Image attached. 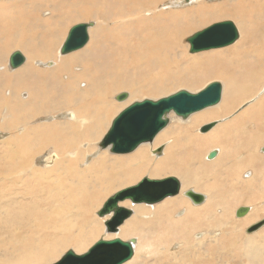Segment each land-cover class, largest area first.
<instances>
[{
    "label": "rangeland",
    "instance_id": "rangeland-1",
    "mask_svg": "<svg viewBox=\"0 0 264 264\" xmlns=\"http://www.w3.org/2000/svg\"><path fill=\"white\" fill-rule=\"evenodd\" d=\"M150 1L151 7L153 8L152 10H146V8H149L146 6H150L149 3L145 5L146 8L137 13L138 10L134 12L128 10L129 8H132V6L129 5L131 4L130 0H0V4H5V6L2 7L0 5V141L6 142L10 137L16 134H18V137H21L25 134L22 133L23 131H27L26 135H28L29 132H32L28 135L32 139L38 136L34 139V141L36 140L38 142V146H34L32 149L29 148L30 151L28 153V156L33 155V158L28 162L21 159L17 160L18 162H20V164L14 163L13 160L11 161L10 159L11 154H7V147H3L1 145L0 161H2V164L4 162L10 163L11 161L16 165V168L18 169L17 173H19V170L21 168L22 170H25L28 167H31V165L33 164L37 167H47L51 162V159L57 152L62 154V152H67L69 150L70 154L74 153L75 155H77L79 151L81 152V150L86 149L84 148V144L80 145L79 141L86 142L88 140L79 139L78 135H76L77 133H75L74 131L75 128L70 124V122L67 123L68 121H72L73 119L71 114L78 113V115H80L85 110L89 114V116L94 119L93 123H95V121H97L99 118L101 120V123L102 121L104 122L105 125H103L101 130V124L98 125L99 129H96V132L101 131L99 133L97 132L98 137H100L93 138L98 143V141L105 135L104 133H106V131L110 127L112 119L114 118V116H116L115 114L119 111L118 110L117 112H114L110 117L112 109L116 111L118 108H123L128 100L132 99L133 101H135L143 98H161L180 89H187L193 92L201 89L210 81L220 80L223 82V84H225L223 97L220 103L223 102L225 104H233V108H230V111L227 114L218 117L210 116L208 117V119H206L207 121L204 120L203 122H201L198 125L197 130L194 131V135L196 138H193V140L190 139V136L187 133L180 136V134H182V132H185L186 130H181V128H172L176 125L174 122H172L169 123L156 136V139L164 131H168V129H173L174 133H172L165 140L160 141V144L158 146H154V143L152 146L148 144L150 148L152 147L151 149H154L150 151L149 155L155 158L156 156H163L167 149L174 145L172 143V140L178 141L177 145L179 146H176L172 152L173 158L163 166L164 168L174 167V173L168 172L162 175L158 174L159 171L156 174H151V172L146 171L142 175H139L137 179H116L113 182L111 180H114V175L117 169L120 170L121 168H124L123 165H125L116 164L115 166H113L117 168L116 171L115 169H113L114 174H111L112 168L107 170L111 180L109 179V177H105L106 182L103 185L105 187L109 186V184L111 183L112 185L107 189L104 188L103 192H105L106 195L103 198L102 202H106L110 196H112L122 188L138 183L144 176H150L151 178H164L170 175L176 176L181 182L182 189L180 194L176 195L175 197H166L165 199L154 204H135L132 203V201L127 200L125 201V205H123L122 202V206H126L134 210V214H132L129 219L136 218L144 222L140 224L139 230L136 232L132 231L127 234H123L122 232L120 233L119 230L116 234H113V236H119L124 240H129L131 237H136L138 239V242L136 243L138 247L137 250H140L143 245H147L149 243H153L156 245V247L164 249V247H162L163 245L161 244V239L158 232L161 229H166V225L163 224V218H161V216H163L161 213H167L169 214L170 220H172V223H170V227L172 230V237H174V239H170L168 242L171 243L170 252L175 253L174 251L178 250L179 252H176L179 255V261L177 260L176 262V260L169 259L166 254L161 255V253L154 251L150 252L149 254V262L145 261L144 263L140 264H155V261L160 255V258L163 257L164 259L159 258L157 260L158 262L156 261V264H255L254 261L248 260L245 253L242 251V248L244 247V243L247 239L245 235L250 232L249 230L253 228L255 224L264 220V177L260 176V173L261 175H264V98L262 99L263 102H260L259 105L250 112L251 118L246 116L239 122L227 127L230 132L229 135L221 136V131L218 133L219 135H210L211 133H214L213 131L217 128V126L221 125L224 118L230 120L234 117L236 118L237 115V117H239L243 113V109L240 112L239 109L249 101L255 99L262 92L261 89L264 86V57H262L261 54L256 51V49L259 46L260 48H262V50H264V6L260 7V5L255 6L249 4V12L248 16H246L247 22H241L242 20L239 19V17L235 16L214 18L210 19L209 21H198L195 17H193L194 15L186 16L185 14H183L182 9L189 5V3H184V0ZM202 1L206 2V5L208 6L213 5L208 3H215V1L213 2L211 0ZM217 1L220 0H216V2ZM225 1L229 2V5L231 6L232 0ZM11 3H13V5ZM193 3L196 4V0ZM8 5H11V7ZM228 7L229 6L227 5L226 9ZM6 9H9V11H6ZM130 13L135 14V17L138 16V19L140 21L139 24L135 25V23H133L135 26L133 24L119 26L121 24H127L135 20L133 18L134 16H128ZM21 15H23L22 17H24L26 20L28 17V20H30V22L28 21L25 24L20 22ZM33 15L36 18L31 19ZM120 16H122L123 20L119 19L115 21ZM227 19L233 20L237 24L240 31V38L234 44L227 47L203 51L199 53L189 52L190 45L187 42V38L190 35L214 22ZM91 21H93L95 25L90 29V33L92 35L90 34V41L88 42V44L78 51H73L67 55H61L60 49L63 42L65 41L69 29L79 22ZM176 34L178 36H176ZM246 37L247 41H245ZM160 42H163V44L159 45ZM242 42H244L247 46L245 49H241L242 47L240 45ZM90 43H92V45L96 44L94 46V50L88 53L85 57H82L78 61V63L77 61L75 62L78 64L76 65V67H82L83 61L85 62V67L86 64L89 63V65H87L88 67H86L87 69H73L74 77H72V75L70 77V75L64 73L61 74V71L59 73L61 74L60 76H58L59 74L56 75L53 72H48L51 66H48L47 62L56 61L58 62L57 64H60V61L62 62L65 58L73 59L71 56L72 54L82 51L83 49L88 47ZM154 47L156 48L151 51V48ZM31 48H34L33 51H35L36 53L38 52V56L40 55L39 57L36 56L37 59L34 60L36 69L34 68L35 70L32 69L28 72H23L22 75V72L20 71L23 69V65L17 69H12L9 65V57L13 51L21 50L27 58L28 55L26 51ZM51 51H54L55 57L52 59H46L45 55L47 53H50ZM135 52L139 53L140 56H135ZM54 53L51 56H54ZM96 61H98L99 63L97 64V66L100 67H98L97 69H95L94 67L91 68L92 64ZM116 66H118V69L116 68ZM119 67L121 69H119ZM68 71L69 70L66 67L65 71L63 70V72L66 73H69ZM84 71H86V73H84ZM78 73L80 74V77H76ZM83 75L87 76L84 78H87L89 80L86 79V81L83 78ZM57 77L59 78V80ZM125 92L129 93L128 98L130 97L128 100L126 98V102H119L118 100H116L117 94H122ZM20 102L24 103V105H22V103L20 104ZM50 104L52 105V107ZM105 104H107V107L105 106ZM119 105H121V107H118ZM251 105L247 106V108ZM12 106H14L16 110ZM17 106H20L21 109H19ZM26 107L28 108V110H26ZM106 109L108 111H106ZM211 109L213 108H206L204 110L198 111V113L195 112L197 114H193L198 115L203 112H208ZM102 112L103 114H100ZM245 113L246 112H244V114ZM102 115L106 119V122ZM12 116L15 117L12 118ZM18 116H20L21 118H18ZM26 117H28L29 119ZM252 118H256L257 120L255 119L252 121ZM51 120L57 123V127L56 123L54 122L55 124H53ZM107 121L109 125L107 124L106 126ZM12 122L14 123L13 125ZM188 122L182 124L180 122L179 124L188 125ZM212 122H217V124L208 131L203 132V126ZM47 123H50L54 127L48 125ZM46 124L48 127H50L46 128ZM68 126L70 128H68ZM72 128L73 130H71ZM70 130L71 133L69 132ZM49 131L52 134L56 131L57 133H55L53 137L49 133ZM69 135L74 138L77 137L75 138L76 140H74V138H72L71 136L69 137ZM58 137H61V139L64 140L63 144L62 140ZM39 138H42V141H40ZM205 138L208 142L205 140ZM56 139L58 141H56L57 144L55 143ZM75 141L78 143L76 144ZM44 142H46V144ZM68 143H71V145ZM73 143L75 144L72 145ZM222 143L224 144V148L222 147L223 150L219 151V146L222 145ZM215 146H217L218 148H216ZM58 147L60 150L58 149ZM71 147H74L75 151ZM54 148L57 149L55 150ZM97 148L98 146H96V143H94V146H91V149L87 152L95 153V149L97 150ZM159 148L164 149L163 152H158ZM214 148H216L219 153L215 158L209 159V153L214 150ZM22 151L27 154L26 149L22 148ZM22 151L20 150V152ZM135 152L133 151V153ZM133 153L130 152V154L125 153V155H113L110 154L107 150H104L99 154L110 158L113 156H130ZM152 153L155 155H153ZM70 154L69 159H74L75 156L72 157ZM83 154L84 157L81 158L79 165L85 167L83 165L88 164L86 160L89 153H87L86 155L85 153ZM98 155L95 156L96 158L94 159H97L100 156ZM246 156L247 158L249 157L248 160ZM65 163H63V165ZM114 164L115 163H113V165ZM232 168L234 170L238 169L241 175H243V179L248 178V181L250 182H242L239 179L237 180L236 178H240V175H238L239 173L237 174L238 171L231 175ZM52 169H54V174L62 173L63 176H65L64 172H67L68 177L64 181H67L69 185H72L70 181V179L72 178L71 172L68 168H66V164L64 166L53 165ZM26 171L29 172L28 170ZM177 171L179 173H175ZM229 171L230 173H228ZM101 172L97 175H94L96 181H89L88 190L90 192L95 188L97 190V186L100 185L99 180L102 174ZM4 173L8 174L7 171H4ZM24 175V177L32 176V174L29 173H26ZM57 181L58 179L51 176V182L57 183ZM189 189L206 195V199L204 200V202L196 204L189 196H187L186 194L183 195V192ZM216 189L218 190V192L216 191ZM83 190L84 188L82 189V191ZM80 193L81 196L85 195L84 192ZM74 194L76 196L75 191ZM216 194L218 197H215ZM182 195L189 201V203L193 205H200L201 215L192 212L189 219L191 225H195L196 228L200 230V232L210 231V233H207L208 240H206V237L200 238V240L204 242L205 245L199 243V241L197 240L194 241L197 244V246L195 245V248L200 247V251H188V247L192 246L193 244L191 240L180 238L178 239L179 241L173 242L176 244L172 243V241L176 239L175 236H177V233H182L180 228L183 229V234H186L184 235L185 237L191 238L192 234L191 229H188L187 225H185L184 228L180 225H175L174 222L176 221V218H179L180 214L177 210H166L158 212L157 214L154 211V207H157L164 201L180 197ZM208 195L209 197H211L209 199V206L206 208V211L204 213L203 209L201 208L207 203ZM5 200L8 201V199L6 198ZM80 201L74 200L75 204L78 203L75 206L78 209L81 208V206L85 205L84 199H80ZM241 206L252 207L247 215L252 213L254 210H257L259 212V216L251 219L247 224H236V220L245 217H238L236 215V210ZM181 209L183 210V208ZM211 215H214L215 218L218 219V223L216 222L215 229H210L208 226V224H210L208 218ZM221 215H223V217H221ZM107 216H109V214ZM80 217H82V215ZM96 217L99 216L96 215ZM107 218L109 217H105L104 219L106 220ZM198 218H200V220H198ZM154 220L156 221L154 222ZM145 221L150 223L149 227L145 225ZM195 221H199V223L195 224ZM220 221L221 223H219ZM224 222L226 223L225 225H223ZM98 224H100L99 226L102 225L101 223ZM218 224L222 226V228L220 226H217ZM227 224L235 225V227H230ZM80 226L87 228L82 224L77 226L75 229V232L77 233H75L73 237H71L72 240L78 235L85 234L81 229H79ZM263 227L264 225H262L260 229H262ZM97 229V232H99L98 226ZM57 231H59V233L61 232L60 229ZM253 231L255 230H252V232ZM179 235L181 236V234ZM101 236L102 234L96 235L93 238L92 242L89 244L87 250H89L100 239ZM211 239L214 241H212ZM43 243H48V241ZM180 243H182L184 246L180 245ZM13 244L18 246L22 243L18 244L17 242H14ZM71 247L72 246L65 248V250L62 252L66 253L69 249H73L76 253L79 254L87 252V250L78 252V250H75V247ZM136 252L137 251H135V254L130 259V261L128 260V262H125L123 264H129L131 260L134 259V257L137 255ZM195 252H197L198 255ZM156 253H158V256L156 255ZM152 254L156 255L157 257L153 256ZM2 258L3 256L0 254V264H2ZM148 259L149 256H147V260ZM59 260L56 261L58 262ZM56 261H54L53 263H56ZM53 263L49 262L47 264Z\"/></svg>",
    "mask_w": 264,
    "mask_h": 264
},
{
    "label": "bare ground",
    "instance_id": "bare-ground-1",
    "mask_svg": "<svg viewBox=\"0 0 264 264\" xmlns=\"http://www.w3.org/2000/svg\"><path fill=\"white\" fill-rule=\"evenodd\" d=\"M130 1H131V4H129V5H131L132 8L131 9L129 8L128 10H131L133 12L138 10L137 11V13H138L139 11L143 10L146 7H149V8H146V10H152L153 9L151 7V3H150L151 1L150 0H146V1H144V0L139 1L138 0V2H137V0H130ZM181 1H183V0H181ZM194 1L195 0H188V1L187 0H184V3H189V5H187L184 9H182V12L186 16H192V15H194L193 17H195L198 21H200V20L201 21H209L210 19H214V18L227 17V16H235V17H239V19L242 20L241 22H247L246 16H248V12H249L248 5L249 4L255 5V6L260 5V7L264 6V0H232L231 6L229 5V2H226L225 0H220V1H217V2H216V0H211L213 2L215 1V3H212V2L211 3H208V4H213L211 6L206 5V2H204L202 0H196V2H197L196 4L193 3ZM221 2H223V3H221ZM149 3H150V6H146L145 7V5L146 4H149ZM3 4H4V2H3ZM11 4L13 5V3H11ZM177 4H179V3H177ZM0 5H1V7L2 6H5V4L4 5L0 4ZM227 5L229 7L226 9V6ZM8 6L11 7V5H8ZM2 11L5 12L4 10H2ZM6 11H9V9H6ZM179 11H181V10H179ZM12 12H14V11H12ZM31 14H32V12H31ZM34 15H36V14H34ZM34 15H33V17H31V19L32 18L33 19L36 18V17H34ZM134 15L135 14L130 13L128 16H132L133 17ZM7 16H8V14H7ZM22 16L23 15L20 16L21 17L20 22H22L24 24L27 23L28 21L30 22V20H28V17H27V20H26ZM51 16H53V15H51ZM133 18L135 19L134 21H131V22L127 23V24L124 23V24H121L119 26L128 25V24L129 25H132L133 23H135V25H138L139 22H140L139 19H138V16L137 17L134 16ZM119 19L120 20H123L122 16L118 17L115 21H117ZM37 21H38V19H37ZM91 22H93V21H91ZM94 25H95V23H94ZM92 27H94V26H91L89 28V33H90V29ZM138 27H137V29H138ZM13 32H14V30H13ZM68 33H69V31H68ZM176 36H178V35L176 34ZM66 37H68V34H67ZM245 41H247V37L245 38ZM92 43H94V42H92ZM92 43H90V45H88V47H86L82 51H80L78 53L72 54L71 56H72L73 59H66L65 58V59H63L62 62L60 61V64H57L58 62H56V61H49V62H47V65L48 66H51L50 67V70H48V72H53L54 74L58 75L60 73V71H61L62 72L61 74L64 73V74L70 75V77H71V75H72V77H74L73 76V73H74V70L73 69L79 68L80 70H85V68L88 67L87 65H89V63L86 64V67H85V62L84 61H83L82 67H76V65H78L77 63H78V61L82 57H85L88 53H90L92 50H94V48H95L94 46L96 44L95 45H92ZM161 44H163V42H160L159 43V45H161ZM240 46L242 47L241 49H245L247 47L244 42H242ZM155 48L156 47L151 48V51L154 50ZM33 49L34 48H31V49H29V50L26 51L28 56H27V60L25 62L29 61V59H30V61L27 62L28 64L27 63L23 64V67H22L23 69L21 68L22 70L21 69H20L21 71L19 70L20 72H22V75H23V72H28V71H30V70H32V69H34L36 67L35 64H34V62H35L34 60L37 59L36 56H38L37 55L38 52L36 53L35 51H33ZM211 50H213V49H211ZM76 51H78V50H76ZM206 51H208V50H206ZM249 51H251V50H249ZM256 51H258L261 54V56L264 57V50H262V48H260L258 46V48L256 49ZM201 52H203V51H201ZM53 53H54V51H51L50 53H47L45 55V58L46 59H48V58H51V59L54 58L55 57V53H54V56H51V55H53ZM197 53H199V52H197ZM68 54H70V53H68ZM118 54H120V53H118ZM61 55H67V54H61ZM134 55L135 56L136 55L140 56V54L137 53V52H135ZM42 57H43V55H42ZM76 61H77V63H75ZM259 62H261V61H259ZM39 63H42V62H39ZM97 64H99L98 61H96L95 63H93L92 66H91V68L94 67L95 69H97L98 67H100V66H97ZM262 64H263V62H262ZM21 66H19V67H21ZM65 67L68 68V70H69L68 72L69 73L63 72V70L65 71ZM116 68L118 69V66H116ZM12 69H14V68H12ZM15 69H17V68H15ZM119 69H121V68L119 67ZM31 72H33V71H31ZM84 73H86V71H84ZM61 74H59L58 76H60ZM78 74L76 75V77H80V74L79 75ZM81 74H82V72H81ZM14 76H16V75H14ZM53 76H55V75H53ZM25 77H26V75H25ZM84 77H87V76H84L83 75V78ZM88 77H90V76H88ZM91 78H92V76H91ZM94 78H95V76H94ZM69 79H71V78H69ZM58 80H59V78H58ZM80 80H82V79H80ZM87 80H89V79H87ZM74 81H75V79H74ZM16 90H17V88H16ZM261 90H262V92L255 99L249 101L247 104L243 105L239 109V112L242 111V109H243V113L239 117H237L238 116L237 115L236 118L234 117L233 119H230V120L224 118L223 119V122L221 123V125L220 126H217V128L213 131L214 133H211L210 136L219 135L218 133L220 131H221V136L229 135L230 132H229V129H227L228 126H231V125L239 122L240 120H242V118H245L246 116L251 118V116H250L251 113L250 112L252 110H254L255 107H257L260 102H263L262 99L264 98L263 97L264 96V86L262 87ZM193 92H195V91H193ZM119 94H121V93H119ZM119 94L116 95V100H118L119 102H126L130 98V97L128 98L129 93H127V96H126L127 100H126V98L120 100L117 97ZM35 98H36V96H35ZM146 99H148V98L138 99V100H135V101H133L132 99H130V100H128L125 103V106L126 105L127 106L126 107L123 106V108L125 107L124 109H126L127 107H129L130 105H132L134 102H138V101L143 102ZM150 99H152V98H150ZM153 99L155 100V99H159V98H153ZM15 100H17V99H15ZM26 100H24V101H26ZM27 102H29V101H27ZM254 102H256V103H254ZM17 103H18V101H17ZM21 103L22 102H20V104ZM107 104H110V103H107ZM107 104H105L106 107H107ZM251 104H253V105H251ZM22 105H24V103H22ZM249 105H251V106L247 108V106H249ZM12 107H14V106H12ZM51 107H52V105H51ZM118 107H121V105H119ZM18 108L21 109L20 106ZM111 108H109V109H111ZM121 108H118L116 111H114V109H112L111 114H110V117L113 115L114 112H117L118 110L119 111L115 114L116 116H114L113 119L111 118L112 119L111 124L114 121V119L124 110L123 108H122L123 110ZM208 108H213V109H211L210 111L205 112V113L204 112L203 113H200L198 115H194V114H197L198 112L197 113H194L191 116H189V118L186 119V120H183L181 117L177 116L174 112H171L168 115V117L170 119V122L169 123L174 122L176 124L175 127H172V128H181V130L182 129L186 130L185 132H182V134H180V136L181 135H185L187 133L190 136V139L193 140V138L194 139L196 138L195 135H194V131L197 130V127H198V125L201 122H203L204 120L208 119V117H210V116L211 117L224 116L225 114H227L230 111V108L231 109L233 108V104H229V103H226L225 104V103L222 102V103H219L217 105H214V106H211V107H208ZM14 109L16 110L15 107H14ZM19 109H17V110H19ZM26 110H28V108ZM207 110H209V109H207ZM106 111H108V110L106 109ZM20 112H21V110H20ZM109 112H110V110H109ZM244 112H246V113L244 114ZM107 113H106V115H107ZM100 114H103V112L100 113ZM22 116H23V112H22ZM71 116L73 118L72 121H68L67 123L70 122V124L75 128L74 131H75V133H77L76 135H78L79 139L88 140L86 142L79 141L80 142V145L81 144H84V148H86V149L85 150H81V152L79 151V153L77 155H75L74 153H71L70 154V151L69 150L67 152H62V154H60L59 152H57L59 155L57 153H55L54 157L52 159L50 158L51 159V162L49 163V165L47 167H43V166L37 167L36 165L33 164V165H31V167H28L25 170H22V168H21L19 170V173H17L18 172V169L16 168V165L11 162L13 160L14 163L20 164V162H18L17 160L23 159V160H26L28 162L29 160H31L33 158V155L28 156V153H29L30 149H32L34 146H38V142L36 140L34 141V139L37 138L38 136L35 137L34 139H32L30 136H28L32 132L30 133L28 131L29 134L26 135V132L27 131L24 132L22 130L23 131L22 133H25V134L22 135V136L20 135L21 137H18L17 136L18 134H16V135H13L12 137H10L9 140H7L6 142L0 141V145L1 146H3V147L6 146L7 147V154L8 155L11 154V157H10L11 161H10V163L4 162L2 164V161H0V177H1L0 178V254L3 256V258H2V264H47L49 262H52L53 263L54 261L59 260V259L62 258L63 254L65 253V252L63 253L62 251H64L65 248H67V247H70V246L75 247V250H78V252L86 251L87 248H88V246H89V244L92 242L93 238L96 235H98V234L99 235L102 234V236L100 237V239L101 238H105V239L115 238V236H113L114 233H111V234L110 233H107V231L105 230L106 229L105 228L106 225L104 226L105 221L108 220L111 217V215H109V216L106 215L105 217H109V218H107L105 220L104 219L105 217L99 218L101 216H99L98 214H99L100 209L103 207V205L105 203V202H102L103 201V198L106 195V193L103 192L104 191V188L107 189L108 187H110L112 185V183L109 184V186H107V187H105L103 185L106 182L105 177H109V179H110V176L108 175L109 173L107 172V170L110 169V168H112V172H111V174H112L113 173V169H115V171L117 169V168L113 167L116 164H125V165H123V167L125 169L124 168H121L120 170L117 169V171L115 172V175H114V177H115L114 180H111L110 179L113 182L116 179H119V180L120 179H125V180L137 179V177L139 175H142L146 171L151 172V174H156L159 171L158 174H162V175L164 173H168V172L174 173V171H175L174 170V167H168L167 166L168 164L166 165L168 168H164L163 166L170 159L173 158V155H172L173 149H175L176 146H179V145H177V143H178L177 140H175V141L172 140V143L174 145H172L170 148H168L167 151L164 153L163 156H161V157L160 156H156L155 158H157V159H155L153 156L149 155L150 154V151L154 150V149H151L152 147L150 148L149 145L152 146L153 143H154V146H158L160 144V141L165 140L172 133H174V130L173 129H168V131H164L157 139L155 137V139H156V140L154 139L155 141L153 140V141L141 143L134 150V152L138 148L139 149L135 153H133V151H132L131 153H133V154H131L130 156H127V155L126 156H121V157H114L113 156V157L108 158L107 156L100 155L99 153L102 152V151H104V150H107L110 154H113V155H125V153H114V152H112L111 151V144H108L105 147H103L101 145L102 142L104 141V138H105V135L104 134H106L107 131H109V129L111 127L108 128V130L106 131V133L103 134L104 136L97 143L95 141V139H93V138L94 137H98V133L101 132V131H99V132L97 131L98 132L97 133L96 132V129H99L98 128V125L101 124V127H100V130H101V128L103 127V125H105L104 122L102 121V123H101L100 118L99 119L97 118L98 120L95 121V123H93L94 122V119L91 116H89V114L85 110L80 115H78V113H77V114H71ZM13 117H15V116H12V118ZM19 117L20 116H18V118ZM18 118H17V120H18ZM26 118H28V117H26ZM103 118H104V116H103ZM255 119L256 118H252V121L255 120ZM51 121L53 122V120H51ZM108 121L106 123V126L108 124ZM15 122H16V120H15ZM54 122H53V124L56 123V122L55 123ZM105 122H106V119H105ZM180 122H181V124L182 123H186V122H188L189 124L188 125H181V124H179ZM13 124L14 123L12 122V125ZM47 124L45 126H46V128H49L50 126L48 127ZM111 124H110V126H111ZM216 124H217V122H216ZM48 125H51V124L49 123ZM19 126H20V124H19ZM52 127H54V126H52ZM56 127H57V123H56ZM240 127H238V128H240ZM68 128H70V127L68 126ZM66 129H67V127H66ZM34 130H33V132H34ZM48 130H51V129H48ZM48 130H46V131H48ZM71 130H73V128ZM71 130L69 131L70 133H71ZM43 131H44V129H43ZM57 131L55 133H57ZM74 131H72V132H74ZM61 132H59V133H61ZM49 133H50V131H49ZM55 133H53V134L50 133V134L54 137V134ZM45 134H43V135H45ZM61 134H63V133H61ZM51 135H49V136H51ZM56 135H58V134H56ZM70 136L71 135H69V137ZM53 137H51V138H53ZM55 138H56V136H55ZM58 138L61 139V137H58ZM72 138H74V137H72ZM75 138H77V137H75ZM75 138H74V140H76ZM39 139H37V140H39ZM41 139H40V141H42ZM205 140H206V138H205ZM44 141H46V140H44ZM56 141H57V139L55 140V143L57 144L58 141L57 142ZM63 141L64 140H62V144H63ZM44 143L46 144V142H44ZM71 143H68V144L71 145ZM77 143L78 142H76V144ZM94 143H96V146H98L97 150L95 149L96 152L95 153L87 152V151H89L91 149V146H94ZM64 144H67V143H64ZM74 144L75 143H73L72 145H74ZM223 146H224V144L222 143V145L219 146V151L220 150L221 151L223 150V148H224ZM215 147L218 148L217 146H215ZM22 148L26 149L27 154L22 151ZM71 148H73V150L75 149L74 147H71ZM216 148H214V149L216 150ZM37 149H36V151H37ZM58 149H59V147H58ZM20 150L22 152H20ZM163 150L164 149H162V150H160L158 152H161V151L163 152ZM62 151H63V149H62ZM219 151H218V153H219ZM2 153H3V151H2ZM83 153H85V155L87 153H89L87 155L88 158L86 160L88 162V164L87 165H83L82 164L85 167H82V166L79 165V163L81 161V158L84 157V154ZM69 154L72 157L75 156L74 159L73 158H70L69 159V157H70ZM126 154H130V152H128ZM158 154H161V153H158ZM97 155L99 157L97 159H94V158H96L95 156H97ZM153 155H155V154H153ZM43 157H45V156H43ZM46 157H48V156H46ZM149 157H151V158H149ZM246 158H247V156H246ZM248 158H247V160H248ZM239 160H241V159H239ZM23 162H21V163H23ZM63 163L66 164V168H68L70 170V172H71L72 178L70 179V181H71L72 185H69V183L67 181H64L68 177L67 172H64L65 176H63V174L61 172H60L61 174H54L53 173L54 169H52V166L53 165H55V166H64L65 164L63 165ZM113 163H115V164L113 165ZM126 163H128V164H126ZM263 164H264V161H263ZM118 168H120V167H118ZM26 170H28L29 172H27ZM4 171H7L8 174L4 173ZM178 171L175 172V173H179ZM100 172L102 173L101 176H100V180H99V182H100L99 184L100 185L97 186V190L95 188V189H93L90 192L88 190V188H89V181H96L94 175H97ZM235 172H237V174L239 173L238 175H240V178H238V177L236 178L237 180L239 179L242 182H247L248 181V178L243 179V177H242L243 175H241V173L239 172L238 169L234 170L232 168L231 169V175L234 174ZM26 173L32 174V176H30V177H27V176L24 177L25 176L24 174H26ZM228 173H230V171ZM51 176L53 178L58 179L57 183L56 182H51ZM260 176L261 177H264V175L263 174L261 175V173H260ZM148 177H150V176H148ZM249 178H251V177H249ZM153 179H162V178H153ZM140 181L138 183H135V184L131 185V186H134L136 184H139ZM248 182H250V181H248ZM61 184H62V187H61ZM74 186H76V187H74ZM131 186H128V187H131ZM128 187L122 188L119 191L125 190ZM83 188H84V190L82 191ZM181 189H182V187H181ZM189 190H192V189H189ZM74 191L76 193V196L74 194ZM119 191H117V192H119ZM216 191L218 192L217 189H216ZM80 192H84L85 195L84 196H81V193ZM185 192H183V195L186 194ZM116 193H114V194H116ZM178 194H180V193H178ZM183 195L180 196V197H176V198H173V199H169L167 201H164L163 203H161L157 207H154V211L157 214L158 212H161V211L172 210V209L177 210L178 213H180V214H179V218H176V221L174 222L175 225H180L183 228L185 227V225H187L188 229H191L192 234H191V238H187V237L184 236L186 234H183V229L180 228V230L182 231V233H177V236H175L176 239L173 240L172 243L174 241H179L178 239H180V238L181 239L191 240L193 244H192V246L188 247V251H192V250L200 251V247H198V248L196 247L195 248V245L197 246V244L194 241L197 240V241H199V243L205 245V243L202 242L200 240V238L206 237V240H208L207 233H210V231H208V232H206V231L200 232V230H198V228H196L195 225H191V223L189 222V219L191 217V213L192 212H195L197 214H200V205H193V204L189 203V201ZM175 196L176 195H174V197ZM168 197H173V196H168ZM207 197H208L207 203L205 205H203L202 208H201V209H203V212L204 213L206 211V208L209 206V199H210L211 196L209 197V195H208ZM215 197H218L217 194H216ZM5 198L8 199V201L5 200ZM80 199H84L85 205L81 206V208L78 209L77 207H75L78 203L75 204L74 200L80 201ZM121 203L122 202H120V205H121ZM196 204H198V203H196ZM123 205H125V201H123ZM217 205H218V203H217ZM181 208H183V210ZM250 208L252 209V207H250ZM161 214L163 215V216H161V218H163L162 219L163 222H164L163 224L166 225L165 226L166 229H161L158 233L160 235L161 244L163 245L162 247H164V249H160L159 247H156L155 244H153V243L150 244L149 243L147 245H143L140 250H137L138 247H137V244L136 243L138 242V239L136 237H134L136 239V242L134 243V249H135V251H137L136 252L137 255L134 257V259L131 260V262L129 264H140V263H144L145 261L149 262L150 261V255L149 254H150V252H154V251L155 252L157 251V252L161 253V255L162 254H166L169 259L176 260V262L179 259V255L176 252L178 250L174 251L175 253H171L170 252L171 251V243H168L170 239H174V237H172V230H171V227H170L171 226L170 223H172V220H170L169 214H167V213H161ZM210 214H212V213H210ZM258 214H259V212L257 210H254L252 213H250L248 215L246 214L247 216L245 215V217H243V218H241L239 220H236L235 223L236 224H243V225L244 224H247V223H249V221L251 219H253L255 217H258L259 216ZM81 215H82V217H80ZM96 215H98L99 217H96ZM221 217H223V215H221ZM238 217H242V216H238ZM257 219H254V220H257ZM127 220L124 222V224L122 226H120V228H119V230H120L119 232L120 233L122 232L123 234H127V233L132 232V231L136 232V231L139 230L140 224L142 222H144V221H141V220L136 219V218L135 219L134 218L133 219H129L128 221ZM198 220H200V218H198ZM208 220L210 221V224H208L209 228L210 229H213V228L215 229L216 222L218 223V219H216L214 215H211V216H209ZM155 221L156 220H154V222ZM145 222H146L145 225L147 227H149L150 226V223L147 222V221H145ZM211 222H212V224H211ZM98 223H101L102 224L101 225L102 227L99 226L100 224H98ZM194 223L197 224V223H199V221H195ZM219 223H221V221ZM80 224L85 225L87 227V228H84L82 226L79 227V229H81L85 234H81V235L76 234L78 236L75 237L72 240L71 237H73V235L75 233H77V232H75V229ZM225 224L226 223L224 222L223 225H225ZM227 225L230 226V227H235V225H230V224H227ZM97 226L99 227V232H97L98 231ZM217 226H220V225L218 224ZM220 227L222 228V226H220ZM261 227L262 226L256 228V229H259V230L254 229L255 231H253V232L251 231V232H249L248 234L245 235V237H247V239H246V241L244 243V247L242 248V251L245 253V255L248 258V260L249 261H254L255 264H264V251H263V249H264V227L262 229H260ZM224 228H226V227H224ZM59 229L61 230L60 233H59V231H57ZM229 229H235V228H229ZM179 234H181V236ZM156 235H158V234H156ZM116 237H119V236H116ZM215 238H216V236H215ZM130 239H132V237ZM204 239H202V240H204ZM34 240H36V241H34ZM49 240H50V242H49ZM215 240H217V239H215ZM46 241H48V243H43V242H46ZM212 241H214V240H212ZM217 241H219V240H217ZM14 242H17L18 244L19 243H22V244H19L17 246V245H14L13 244ZM39 243H41V244H39ZM173 244H176V243H173ZM180 245L184 246L182 243H180ZM203 245H202V247H203ZM233 251H235V250H233ZM195 253L197 254V252H195ZM157 254L158 253H156V255ZM142 255H143V258H142ZM156 255H153V256H156ZM147 256H149V259L148 260H147ZM160 256L157 258V260L160 258ZM141 258H142V260H141ZM161 258L164 259L163 257H161ZM242 258H243V256H242ZM156 261H155V264H156ZM160 261H163V260H160ZM164 261H166V260H164ZM56 263H57V261H56ZM224 264H226V263H224Z\"/></svg>",
    "mask_w": 264,
    "mask_h": 264
},
{
    "label": "water",
    "instance_id": "water-1",
    "mask_svg": "<svg viewBox=\"0 0 264 264\" xmlns=\"http://www.w3.org/2000/svg\"><path fill=\"white\" fill-rule=\"evenodd\" d=\"M188 1V0H187ZM94 22H79L69 29L61 47V54H68L82 49L90 40L89 28ZM240 38L237 24L231 20L214 22L190 35L187 42L189 51H201L223 48L234 44ZM26 55L21 50H15L9 58L11 68H18L26 61ZM224 84L220 80H213L202 89L192 92L180 89L159 99H146L134 102L124 109L112 122L111 128L105 134L102 146L111 144L114 153H128L134 151L141 143L153 141L155 137L169 124V113L186 119L190 115L221 102ZM122 93L118 99L126 98ZM216 122L203 126L202 131H208ZM162 148H159V151ZM218 151L212 150L208 158L213 159ZM181 182L176 176L153 179L145 176L139 184L128 187L110 196L99 211V216L111 215L105 221L109 233H117L120 226L133 214V210L120 205V202L130 200L132 203L154 204L168 196H174L181 191ZM186 195L195 203H202L206 199L204 194L187 190ZM250 207L241 206L237 209V216H245ZM264 225V220L255 224L249 231ZM135 238L124 240L120 237L99 239L87 252L79 254L69 249L62 258L54 264H123L134 256Z\"/></svg>",
    "mask_w": 264,
    "mask_h": 264
}]
</instances>
